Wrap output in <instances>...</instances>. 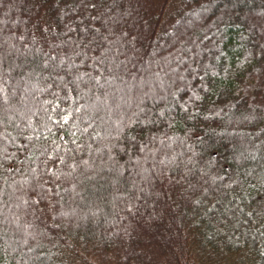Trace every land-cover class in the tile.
<instances>
[{
  "label": "trees",
  "instance_id": "trees-1",
  "mask_svg": "<svg viewBox=\"0 0 264 264\" xmlns=\"http://www.w3.org/2000/svg\"><path fill=\"white\" fill-rule=\"evenodd\" d=\"M198 253L264 264V0H0V264Z\"/></svg>",
  "mask_w": 264,
  "mask_h": 264
},
{
  "label": "rangeland",
  "instance_id": "rangeland-1",
  "mask_svg": "<svg viewBox=\"0 0 264 264\" xmlns=\"http://www.w3.org/2000/svg\"><path fill=\"white\" fill-rule=\"evenodd\" d=\"M183 32V31H181ZM159 66V65H158ZM154 67H152L153 69ZM163 70L165 69H168V66L166 65H163ZM162 68H160V70H162ZM170 69V68H169ZM168 69V70H169ZM146 70H150L149 68H147ZM21 202V201H20ZM25 203L22 201L20 203V206H23ZM20 208V207H19ZM12 219L15 220V222L17 223V226L16 229L20 232V233H24L23 234V238L24 236H27L28 235V238L31 237L32 235L31 232L29 231V224L27 223L28 220H27V217H22V215L20 213L17 214V211L12 213ZM27 220V221H26ZM20 223V224H19ZM23 228V230L21 229ZM22 230V231H21ZM36 238H38L39 236L35 235ZM207 254V252H205ZM195 257L193 258L194 262L193 264H232V260L229 259L228 261H225V260H219V259H215V258H211L210 260L206 261V256L205 254H201V253H198V254H195L194 255ZM236 256V255H235ZM231 258V257H230ZM240 264V263H239Z\"/></svg>",
  "mask_w": 264,
  "mask_h": 264
}]
</instances>
